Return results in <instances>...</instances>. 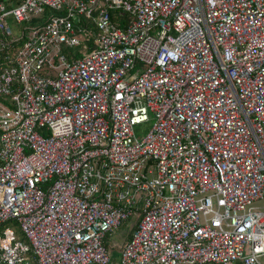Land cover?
<instances>
[{"label":"built area","instance_id":"1","mask_svg":"<svg viewBox=\"0 0 264 264\" xmlns=\"http://www.w3.org/2000/svg\"><path fill=\"white\" fill-rule=\"evenodd\" d=\"M263 198L264 0H0V264H264Z\"/></svg>","mask_w":264,"mask_h":264},{"label":"rangeland","instance_id":"2","mask_svg":"<svg viewBox=\"0 0 264 264\" xmlns=\"http://www.w3.org/2000/svg\"><path fill=\"white\" fill-rule=\"evenodd\" d=\"M4 1H8V0H4ZM72 51H76V50H72ZM136 69L137 71H140L143 69V67L137 66ZM134 75H135L134 73L129 75V79H132ZM152 124H153V117L150 116V119L148 122L141 123L134 127V135L138 141L142 140L147 135V133L151 129ZM252 206L258 207L264 210V198L253 202ZM135 222H136L135 219L128 221L125 225H123L116 232L115 235L109 238V241H108L109 251L111 254H113L112 253V250H113L115 259L118 257V250H117L118 246H120L124 241L127 240V235L129 234L130 229L131 227H133V224ZM237 264H240V263H237Z\"/></svg>","mask_w":264,"mask_h":264},{"label":"trees","instance_id":"3","mask_svg":"<svg viewBox=\"0 0 264 264\" xmlns=\"http://www.w3.org/2000/svg\"><path fill=\"white\" fill-rule=\"evenodd\" d=\"M21 0H10V2H12L14 5L18 4ZM18 234L20 235V233L18 232ZM130 233L127 235V239H129Z\"/></svg>","mask_w":264,"mask_h":264}]
</instances>
